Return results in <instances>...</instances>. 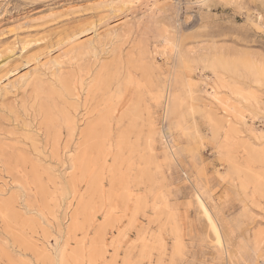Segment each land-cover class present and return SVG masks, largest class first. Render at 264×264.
Instances as JSON below:
<instances>
[{
  "label": "rangeland",
  "instance_id": "rangeland-1",
  "mask_svg": "<svg viewBox=\"0 0 264 264\" xmlns=\"http://www.w3.org/2000/svg\"><path fill=\"white\" fill-rule=\"evenodd\" d=\"M0 264H264V0H0Z\"/></svg>",
  "mask_w": 264,
  "mask_h": 264
},
{
  "label": "bare ground",
  "instance_id": "bare-ground-1",
  "mask_svg": "<svg viewBox=\"0 0 264 264\" xmlns=\"http://www.w3.org/2000/svg\"><path fill=\"white\" fill-rule=\"evenodd\" d=\"M97 249V248H96Z\"/></svg>",
  "mask_w": 264,
  "mask_h": 264
}]
</instances>
